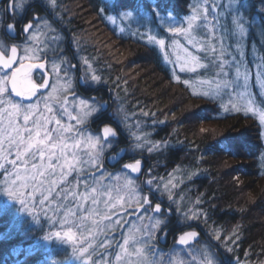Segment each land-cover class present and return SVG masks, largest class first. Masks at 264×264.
Wrapping results in <instances>:
<instances>
[{
	"label": "trees",
	"instance_id": "obj_1",
	"mask_svg": "<svg viewBox=\"0 0 264 264\" xmlns=\"http://www.w3.org/2000/svg\"><path fill=\"white\" fill-rule=\"evenodd\" d=\"M198 2L203 6L204 0H40L33 1V6L39 12L45 7L56 18L55 28L66 37L63 44L81 64L82 57L88 58L101 77L95 87L86 84L76 95L90 101L92 96L108 100L106 113L116 119L106 123L119 133L109 151L125 146L124 161L142 158L157 178L177 170L175 199L182 201L178 200V206L170 204L173 216L163 213L168 218L163 226H169L175 236L200 229V239L207 241L198 244L204 242L220 264H264V136L258 117L231 109L226 99L193 95L183 78L174 77L178 71L164 60L159 46L148 40L167 33L160 24L162 18L171 15L181 22ZM216 2L221 5L218 12L226 13L223 5L232 0ZM235 6L244 17L246 31L241 37L231 15L225 14L229 20L221 15L228 29L225 44L237 56L243 51L253 72L251 56L259 55L264 62V0H235ZM126 11L132 17L120 27L109 19ZM200 71L215 75L212 68ZM221 104L229 105V111ZM124 117L127 130L116 122ZM135 136L161 148L141 152L134 148ZM189 203L193 206L190 216L195 218L176 213L177 207ZM41 234V225L0 196V264H85L73 260L68 246L46 243ZM172 249L183 248L173 244Z\"/></svg>",
	"mask_w": 264,
	"mask_h": 264
},
{
	"label": "snow or ice",
	"instance_id": "obj_2",
	"mask_svg": "<svg viewBox=\"0 0 264 264\" xmlns=\"http://www.w3.org/2000/svg\"><path fill=\"white\" fill-rule=\"evenodd\" d=\"M20 7L16 0H12L7 19H0V30L7 33L16 31V13ZM220 7L216 0H212L210 7L208 0H204L203 6L198 2L192 6L191 14L182 18L180 25L169 23L174 19L169 15L161 24L167 25L168 32L183 37L185 41L182 43L174 40L171 54L164 39L149 36L148 40L159 46L165 61L178 67L179 72L191 74L193 78L184 79L183 84L193 89V95L213 100L227 96L230 98L231 109L237 112L240 106L231 98L246 101L244 107L247 112L258 116L259 125L264 127V110L257 104L252 88L253 72L245 63L243 51L237 56L231 51V45L225 44L228 29L220 20L221 15H231L232 24L242 37L246 31L244 17L238 15L239 9L235 6V0L223 5L227 9L226 13H219ZM152 12L159 16L157 8L154 7ZM121 15L122 18H129L132 13L126 11ZM109 19L115 22L113 17ZM33 28L32 21L26 20L22 31L27 35L32 33ZM237 48L239 50V46ZM172 56H175L174 61ZM26 60L34 62L26 63ZM41 60V55L31 48H25L23 55H18L16 45L0 49V169L9 173L3 181V189L29 212L37 206L44 208L47 205L45 216L51 211L49 221L56 220L64 229L51 235L69 242L74 251L79 253L78 259L86 258L85 264H113L112 257L116 264H167L162 257L157 259L158 250L155 245L157 234L162 231L166 217L157 215L162 214V204L154 203L150 194H167L168 201L175 203L169 191L171 181L165 183L162 179L158 180L151 170L145 173L141 159L124 162L121 170L117 172H107L101 167L105 152L112 147L119 133L110 123H106L114 121L116 117L107 114L106 105L98 100L90 101L74 94L71 97L74 102L71 106L68 98H65L58 108L49 103L52 93L38 98L35 104L25 105L12 100L8 95L9 86L15 96L31 99L49 85L47 64ZM83 63L89 70L92 69L88 58H83ZM209 68L215 69L212 79L204 78L200 71ZM255 68L254 83L259 89V95L264 97V62L255 64ZM52 69L57 73V79H60L61 72L64 73L67 90L73 91L71 79L68 77L69 69L55 63ZM34 70L41 73L43 83L34 80ZM173 75L177 80L180 79L175 72ZM90 78L93 83L101 81V77L96 74H91ZM81 79L86 81L88 76ZM196 85H206L208 90L196 92ZM41 101L44 103L43 109L39 106ZM220 106L229 111V105ZM65 118L75 121L76 126L64 123ZM92 123L97 125L96 130L93 132L89 128L86 132V128ZM121 123L127 130L126 117L121 119ZM261 135L264 136V132ZM135 140L134 148L141 152L146 148L148 153H153L161 148L160 144L142 142L140 136H135ZM13 154L15 160L9 161L8 157ZM9 162L13 171L6 168ZM18 164L24 166L18 168ZM141 176L146 178L141 181ZM73 180L76 188L71 186ZM142 185H147L148 194L144 193ZM53 201L56 203L53 204ZM114 201L117 204L135 203L138 205L136 211L142 212L137 217L140 226L133 224L127 233H121L118 240L104 234L109 230L107 224H111V221L107 216L100 218L102 214L99 205L103 203L105 207H115ZM168 211L170 215L171 209ZM180 211L182 209L177 208V213ZM166 235L164 232V236ZM196 237L197 232L186 231L179 235L177 243L186 246ZM217 238H220L218 232ZM97 248L102 251L99 258L94 259ZM109 249L113 250L112 254L105 259ZM115 249L121 251L117 252ZM203 264H216V261L205 256Z\"/></svg>",
	"mask_w": 264,
	"mask_h": 264
},
{
	"label": "rangeland",
	"instance_id": "obj_3",
	"mask_svg": "<svg viewBox=\"0 0 264 264\" xmlns=\"http://www.w3.org/2000/svg\"><path fill=\"white\" fill-rule=\"evenodd\" d=\"M31 1H40V0H17V4H20V10L22 9V7L24 5H26L27 3L31 2ZM42 2L45 1L47 2L48 0H41ZM132 17V15H131ZM169 16L164 17L160 20V24L167 20ZM113 18L115 19V22L119 27L121 26V24H123V20H127L129 18H122V15H120L119 17L117 16H113ZM211 18V17H210ZM225 19H228L225 15H224ZM229 20V19H228ZM113 22V21H112ZM256 22V21H255ZM169 23H173L175 25H180L181 22H178L176 20L173 19V21H170ZM166 31H167V25H162ZM186 26V25H184ZM1 31V30H0ZM156 38L160 39H164L165 43H166V47L168 52L171 54L173 52V41L174 40H180L182 43L185 42L183 37H178V36H174L172 33L168 32H164L162 34H155L154 35ZM66 37L61 33V31L57 30L55 28V26L51 23V21L46 20V19H42L41 21H39L36 26L35 29L32 33H30L29 37L22 43L21 45V50H22V55L24 54V49L25 48H31L34 49L38 52L39 55H41L42 57V62H45L47 64V71L49 73V85L46 86L44 89H41L40 92L38 93L37 97H32L31 100L29 101H25V100H20L15 98L9 88H8V95L10 96V98L16 102L19 103H23L25 105L32 103L35 104L37 102V99L40 97H45L48 96L49 93H52V99L49 101V103L53 104L54 106H56L58 108L59 103H62L64 101L65 98H68L69 100V104L71 106L72 103H74L71 100V97L77 92V85L78 83V79L76 77V74L74 72H72L73 70L71 69L72 67V63L73 61L71 60V58L67 55H65L63 53V48H64V41H65ZM5 48L4 42L2 40V38H0V49ZM257 56V55H256ZM83 58L82 57V64L78 61H76V59H74L75 65L76 67L78 66L80 69V74L81 76H88V79L86 80V84L95 87L97 85V83H93L91 82V74H96L93 70V68L91 70H89L87 68V66L83 63ZM172 60H175V56L171 57ZM251 60L252 63L254 64L253 67V72L255 74L256 72V68H255V64H259L261 63L260 57L259 55L257 56V59L255 57L251 56ZM34 62V61H32ZM53 63L57 64V65H61L63 68L65 69H69L68 71V77L71 79L72 82V89L73 91H68L66 84L67 81L64 77V73L61 72L60 75V79H57V73L55 71H53L52 69V65ZM89 63L91 64V62L89 61ZM176 70L178 71L177 75L181 78L184 79H191L193 78L191 76V74L189 73H181L179 72V68L176 67ZM243 70V69H242ZM97 75V74H96ZM204 78L207 79H212L213 77H208L207 75H204ZM39 83H43V80L41 78V80L39 81ZM255 84V83H254ZM254 86V85H253ZM253 92L256 96L257 99V104L259 106H262V110H264V97H261L259 95V89L256 87V85L253 87ZM53 89H55L56 91H53ZM191 90L193 91V89L191 88ZM208 90L207 86L204 85H196L195 86V91L196 92H202ZM77 96V95H76ZM78 97V96H77ZM225 98H220L217 97L220 100H224L226 99V104H230V98L227 96H224ZM227 97V98H226ZM79 98V97H78ZM235 103H237L240 106V109H244L245 111L246 108L244 107V105L246 104V101H240L235 99L234 97L231 98ZM100 103H102L105 100H98ZM40 108L43 109L44 107V103L43 101H41L40 103ZM109 110V105L106 107V111ZM76 113L74 112L73 115H75ZM258 117V116H257ZM64 123H72L73 126H76V122L75 121H68L66 118L63 121ZM118 125L122 126L124 125L123 123H121V120H117L116 121ZM92 124L88 125L91 129V131L94 129V127L91 126ZM97 128V127H96ZM88 131V128H86V132ZM263 132H264V127H263ZM15 150H13L14 152ZM109 151V149L105 152V154ZM104 154V157H105ZM9 161H13L15 160V155L13 154L11 157H8ZM132 162V161H130ZM144 165V164H143ZM24 165L22 164H18L17 167L18 168H22ZM101 167H103V164L101 165ZM143 171L145 173L149 172V168H144V166H142ZM6 168H8L9 171H13L14 169H12V164L9 162L8 164H6ZM104 168V167H103ZM105 169V168H104ZM107 172H110L108 170H106ZM177 170H174L170 173H168V175L157 178L162 179L165 183H168V181L170 180L171 183L169 184V191L171 192L175 203H170L168 201V199L166 198V196H164L166 198V201L168 202V204H176L178 206L179 201H182L181 197L180 200L178 201L177 199H175L176 196V182H175V178L177 175ZM9 173L4 171V169H0V196L3 200L7 201V202H12V203H16L19 207L22 213L30 216L32 218V220L41 225L42 226V234L40 236V239L43 240L46 243H50V242H56L65 246H68L69 249L72 252V258L73 260L80 262V263H85V259H78L79 253L74 251L73 246L65 241L63 238H58L56 236L51 235V233L56 232V231H63L64 229L61 228V225L59 224V222H57L56 220H52L49 221L48 217L52 216V212L48 211L47 216H45L44 212L45 209H47V205L44 206V208H41L39 206H37L36 208L32 209V212H29L27 209H25L24 205L21 204L17 199H15L14 197H11L4 189V185H3V181L5 179V177L8 175ZM143 177L142 180H144L146 177ZM140 177V178H141ZM141 180V179H140ZM141 180V181H142ZM174 185V187H173ZM71 186L73 188H76V183L73 180L71 182ZM143 189H147L148 187L147 185H142ZM161 187H163V185H161ZM80 191H83V188H80ZM145 194H148L147 192L144 191ZM156 193V192H154ZM123 195V193H122ZM157 195H161L160 193ZM167 195V194H166ZM154 203L156 202L155 200L153 201ZM53 204H55L56 202L53 201ZM187 203V202H186ZM114 204L116 205L115 207H113V205H108L107 207L104 206L103 203H101L99 205L100 207V211H101V217L103 216H107L108 219L111 221V224H107V221H105V223L107 224L108 227V231L105 232V235H109L110 237H112L114 240H118L120 239L121 233H127L129 228H131L133 226V224H135L137 227L140 226V221L137 219L138 216H140L142 214V212H137L136 209L138 207V205H136L135 203H130V204H123V202L121 203H116L114 201ZM122 204V206H121ZM192 203L189 204H185L186 207L180 208L182 209V211H180L179 213H181V215H186V213H189V218L190 213L193 212V206L191 205ZM69 207H75L74 205H69ZM179 208V207H177ZM177 213V210H176ZM178 214V213H177ZM61 216H63V213L60 214ZM85 215H87V213H85ZM159 215V214H157ZM161 218H165V217H161ZM168 218L166 217L165 222ZM147 221L145 220V223ZM75 231V229H73ZM158 238L160 237L161 233H158ZM122 242V241H121ZM158 241H155V245L157 248V259L159 258H163L167 264H203V257L205 256H209L211 258H213L216 261V264H220V262L217 260V258L214 256V254L212 253L211 249L209 247L206 246V244L203 242L202 244H195L193 247H185L181 250H173V245H170L168 248H163L164 250H160V246L157 243ZM166 243H168L166 241ZM170 244V243H168ZM139 247H142V245H137ZM162 248V247H161ZM101 249L97 248V252L96 254H94V259L95 258H99L100 253H101ZM112 249H109L108 252L105 254V259L108 258V256H111L112 254ZM115 251L119 252L121 251L120 249H115ZM149 256H151V253H149ZM113 258V264H116L114 257ZM195 258V259H194Z\"/></svg>",
	"mask_w": 264,
	"mask_h": 264
},
{
	"label": "flooded vegetation",
	"instance_id": "obj_4",
	"mask_svg": "<svg viewBox=\"0 0 264 264\" xmlns=\"http://www.w3.org/2000/svg\"><path fill=\"white\" fill-rule=\"evenodd\" d=\"M11 3H12V0H0V19H7V15L11 11V9H10V4ZM16 3H17V0H16ZM39 13L41 14V16H39ZM16 19H17V29L14 32L16 34V37L15 38H12V37H10L7 34V32L1 30L0 31V38H2V40L4 42V45H5V48H10L13 45L18 46L19 55H22V50H21L22 43L30 35V34H27L26 35L22 31L23 23L26 20L32 21V23L34 24V28L32 29V32L34 31L36 24L39 21H41L42 19H46V20L51 21V23L53 25L56 22V18L55 17H51L45 7H42L41 6V12H39V10L36 9V6H33V1L27 3L26 5H24L22 7L21 10L19 9L17 11V13H16ZM63 53L65 55L69 56L71 58V60L73 61L71 69L73 70L72 72H74L76 74V77L78 79V77H80V75H81L80 74V69H79L78 66L76 67V65H75V62H74V59L75 58L73 56L72 50L67 45H64ZM25 62H32V61L26 60ZM9 75H10V73H9ZM36 77L41 78V73L39 71H35L34 70L33 78H34V80L37 83H39ZM83 86H85V84ZM83 86H79V84H78L77 85V92H83V89H82ZM15 98L20 99V100H25V101H29V100L32 99V98L31 99H25V98H22V97H15ZM96 98H97V96H95V99ZM101 100H104V99H101ZM91 126L94 127L93 124ZM96 127H97V125L94 128L96 129ZM117 152H118V150L117 151L110 150V151L107 152V156H109L110 154H116ZM107 156L104 157V161H103V167L104 168L107 167L110 170H115V169H119V168L122 167V164H123L122 162H117L113 167L109 166L107 164V162H106L107 161ZM143 166H144L145 169L147 168L146 165H145V163H144ZM144 191L148 193V190L146 188L144 189ZM150 195H151V198L153 199V201L155 200L156 202H160L162 204L163 211H162V214H159V215L163 216L164 215L163 213L165 212L169 217H171V216H173L175 214V211L168 204V202L165 200V198L163 200H160L159 197H158L159 195L155 194L154 192H152ZM166 209H171L172 212H173L172 215H169L167 213ZM163 217H165V216H163ZM164 229H168V233H167V237H165V241H167L170 244L167 243L168 245H166V246L163 245V248H168L170 245H173L175 243V241H177V236L181 232H179L175 236V233H172L171 232L169 226H167V225L163 226L162 227V231ZM156 241H160V238H157ZM198 241H207V240H201V239H199Z\"/></svg>",
	"mask_w": 264,
	"mask_h": 264
},
{
	"label": "water",
	"instance_id": "obj_5",
	"mask_svg": "<svg viewBox=\"0 0 264 264\" xmlns=\"http://www.w3.org/2000/svg\"><path fill=\"white\" fill-rule=\"evenodd\" d=\"M10 37H12V38H15L16 37V34L13 32V33H7ZM18 55H19V51H18ZM26 63H28V62H26ZM78 83H79V85L80 86H82L83 84H84V80H82L81 79V77H79V79H78ZM9 88H10V86H9ZM10 90H11V88H10ZM13 94V93H12ZM14 95V94H13ZM15 96V95H14ZM17 97V96H16ZM103 104H105L106 105V107L108 106V101L107 100H105V101H103L102 102ZM109 114H111V113H109ZM115 129H116V127L112 124V123H110ZM117 130V129H116ZM116 139V138H115ZM125 152H126V147L124 146V147H122L121 148V150L117 153V154H110L109 156H107V164L109 165V166H111V167H113L117 162H121V161H123L124 160V157H125ZM134 162V161H133ZM142 166H143V162H142ZM159 199L160 200H163V197L162 196H159ZM169 209H166V211H167V213L169 214V211H168ZM172 211H171V214L170 215H172ZM186 231H195V232H197V237L194 239V240H192V241H190V243H189V245H193V244H195L199 239H200V236H201V231H200V229H188V230H185L184 232H186ZM164 232H166V233H168V229H164L163 231H162V233H161V235H160V237H163V238H160V241H158V243L160 244V245H166V241H165V237H167V235L166 236H164ZM184 232H181V233H179L178 234V236H177V241H178V237H179V235H182ZM177 241H175V243H176V245L177 246H180V247H184V246H182V245H179L178 243H177ZM189 245H186V246H189Z\"/></svg>",
	"mask_w": 264,
	"mask_h": 264
}]
</instances>
